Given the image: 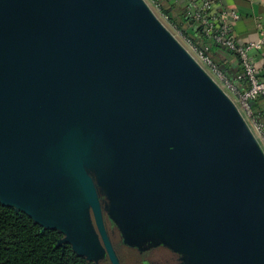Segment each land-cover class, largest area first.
<instances>
[{"label": "water", "instance_id": "95a60500", "mask_svg": "<svg viewBox=\"0 0 264 264\" xmlns=\"http://www.w3.org/2000/svg\"><path fill=\"white\" fill-rule=\"evenodd\" d=\"M99 192L127 246L264 264V152L148 4L0 0V202L120 264Z\"/></svg>", "mask_w": 264, "mask_h": 264}, {"label": "trees", "instance_id": "16d2710c", "mask_svg": "<svg viewBox=\"0 0 264 264\" xmlns=\"http://www.w3.org/2000/svg\"><path fill=\"white\" fill-rule=\"evenodd\" d=\"M153 1L158 4L169 24L181 32L184 39L209 56L232 81L230 73L221 68L212 56L213 48L221 47L205 35L203 28L192 20L187 9L184 11L181 8V11L175 12L174 0ZM234 83L241 90V85L245 84ZM63 238L60 232L43 229L27 214L0 202V264H89L84 256L74 252L70 244H61Z\"/></svg>", "mask_w": 264, "mask_h": 264}, {"label": "built area", "instance_id": "2783aa9c", "mask_svg": "<svg viewBox=\"0 0 264 264\" xmlns=\"http://www.w3.org/2000/svg\"><path fill=\"white\" fill-rule=\"evenodd\" d=\"M185 4L192 20L203 28L205 35L226 51L236 54L240 60L242 73L236 77L237 82H244L246 89L241 90L227 77V75L205 55L190 44L197 62L207 68V73L215 76L222 84L220 87L227 90L237 100L239 107L251 121L253 134L264 152V123L256 120L252 103L258 98L264 99V63L256 64L258 55L264 54V23L257 21L258 37L253 42L242 44L235 34V26L241 18L239 10L226 7L223 0H174ZM152 2L160 11L159 6ZM163 16V15H162ZM164 18H166L164 16ZM167 19V18H166ZM186 42H190L187 40ZM264 60V56L262 57ZM202 66V65H201Z\"/></svg>", "mask_w": 264, "mask_h": 264}, {"label": "crops", "instance_id": "0c3cea01", "mask_svg": "<svg viewBox=\"0 0 264 264\" xmlns=\"http://www.w3.org/2000/svg\"><path fill=\"white\" fill-rule=\"evenodd\" d=\"M223 4L226 7L236 8L241 14V18L235 26V34L238 41L242 44L255 41L258 37V19L262 20L264 23V0H223ZM185 9L187 8L184 4L183 10L185 11ZM212 56L217 64L221 66V68L230 73L232 82H235L236 77L243 71L239 58L235 54H232L231 52L219 47L213 48ZM263 56L264 54L258 55L256 60V64H258V66L264 63V60L262 58ZM241 86L243 88L242 90H245V84ZM252 104H254V108L252 107L254 117L256 118V120L264 123V99L258 98Z\"/></svg>", "mask_w": 264, "mask_h": 264}, {"label": "flooded vegetation", "instance_id": "af4514ba", "mask_svg": "<svg viewBox=\"0 0 264 264\" xmlns=\"http://www.w3.org/2000/svg\"><path fill=\"white\" fill-rule=\"evenodd\" d=\"M99 197L103 211L104 227L120 264H185V260L181 255L173 252L163 245L144 244L139 248L125 245L122 241V235L120 231L106 211L108 206L106 198L101 192H99ZM92 221L96 233L98 234L101 241V237L93 219V215ZM90 263L92 262L89 261V264ZM97 264L112 263L108 255L105 254L104 261H99Z\"/></svg>", "mask_w": 264, "mask_h": 264}, {"label": "rangeland", "instance_id": "374dc122", "mask_svg": "<svg viewBox=\"0 0 264 264\" xmlns=\"http://www.w3.org/2000/svg\"><path fill=\"white\" fill-rule=\"evenodd\" d=\"M148 6L151 8V10L154 12V14L156 15V17L159 19V21L168 29V31L179 41V43L195 58L197 59V57L195 56L191 46H190V42H186L187 40L184 39L183 35L181 34V32H179L174 26L170 25L168 20L166 18H164V16H162L161 12L158 11V8L156 7V5L152 2V0H144ZM175 12H179L181 11L184 7V3H181V2H175ZM200 65H202V67L204 69L207 70L206 66H204L203 64L200 63ZM212 78L221 86L222 84L217 80V78L215 76L212 75ZM223 89V88H222ZM226 94H228V96L233 100V102L236 104L237 108L239 109L240 113L242 114V116L244 117L245 121L247 122L248 126L250 127V129L253 131V127H252V124L250 122V120L247 118V116L245 115V113L243 112V110L239 107V104L237 102V100L233 97V95H231L227 90L223 89ZM260 146L261 143H260ZM108 203V202H107ZM108 212V206H107V210ZM104 256H102L101 258H99L97 260V262H103L104 261Z\"/></svg>", "mask_w": 264, "mask_h": 264}]
</instances>
